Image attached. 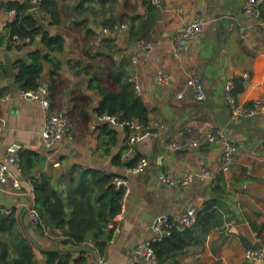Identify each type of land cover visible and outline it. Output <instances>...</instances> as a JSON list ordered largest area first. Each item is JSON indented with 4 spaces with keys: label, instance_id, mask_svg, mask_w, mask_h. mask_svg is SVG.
<instances>
[{
    "label": "crops",
    "instance_id": "obj_1",
    "mask_svg": "<svg viewBox=\"0 0 264 264\" xmlns=\"http://www.w3.org/2000/svg\"><path fill=\"white\" fill-rule=\"evenodd\" d=\"M82 1L58 0L60 23H52L51 17L30 1L35 7L29 9L38 15L44 28L66 39L65 49L56 52L62 67L51 110L68 113L72 135L57 143L55 155L59 163L48 157L46 166L42 168L40 163L35 173L43 169L51 172L53 181L60 182L61 187L65 186L72 165L125 176L129 192L122 205L119 227L105 255H97L101 264H130L137 247L154 238L151 223L157 214H182L192 208H202L214 196L210 179L199 176L207 169L224 184L226 193L221 197L230 209L225 215L232 226L215 227L204 244L190 247L178 259L181 264H214L217 260L224 264H259L247 261L245 251L257 241L264 245V153L261 152L264 113L234 116L225 93L228 81L241 78L244 89L237 96L241 104L253 105L264 95V21L246 9L247 0H163L162 7L152 0H108L101 4L105 11L97 6L95 11L85 12L77 9ZM149 4L156 7L157 14L151 31L153 44L144 47L143 39L131 36L130 23L132 17H146ZM88 5H100V2L86 0L84 6ZM197 18L205 21L203 27L188 41V48L179 51L178 35ZM106 20L118 23L114 27L104 26ZM10 21L9 11L0 9L2 35L8 34ZM120 22L127 26L113 33L106 31L120 26ZM32 46L24 44L17 52L23 53ZM14 53L0 44V61L4 66L6 55ZM109 55L121 59L130 69L136 89L149 109V122L164 121L168 125V129L146 138L133 150L128 143L130 129L108 123L114 130L108 133L107 122L99 118L97 111L102 95L91 83L96 76L106 82L104 74L110 71ZM191 68H196L201 76L207 93L204 100H197L187 85V72ZM159 69L170 74L168 82L158 81ZM14 77L7 70L0 74V90L6 88L3 94L11 93L7 102L0 103L3 137L0 162L7 148L15 143L42 155L46 152L43 129L47 113L41 101L19 94L20 87ZM50 80L51 64L46 62L41 81L49 83ZM182 90L184 95L179 97ZM218 129L225 130L238 147L228 170H219L221 148L215 142L203 141L199 146L179 149L169 146L177 140L186 143L201 131ZM140 157L148 159V167L139 173L130 172L129 162ZM10 172L7 182L0 187V205L16 208L20 217L26 207L35 203L33 184L30 176L14 164L10 165ZM190 172L198 176L190 184H182L179 180ZM16 178L21 181V187H15L13 179ZM24 221L26 225L31 223L27 232L43 247L36 249L39 264H47L42 250L56 245V238L49 231L44 236L38 235L28 212ZM255 225L262 228L261 236ZM243 236L249 246L242 240ZM89 245L95 249L92 242ZM90 254L97 264L95 255Z\"/></svg>",
    "mask_w": 264,
    "mask_h": 264
},
{
    "label": "trees",
    "instance_id": "obj_2",
    "mask_svg": "<svg viewBox=\"0 0 264 264\" xmlns=\"http://www.w3.org/2000/svg\"><path fill=\"white\" fill-rule=\"evenodd\" d=\"M31 0H0V9L6 11L16 10L14 20L8 22V34L0 33V44L9 52H17L24 48V44L32 48L23 52L24 57L16 62L17 74L15 82L20 88L35 89L41 84L42 73L46 62L51 64V99L55 98L60 82V70L62 60L56 52L65 49L66 39L63 35H52L41 24V20L35 12L29 8ZM83 0L77 7L82 12L93 10L98 6L100 11H105L101 6L108 0H99L100 5L84 6ZM39 10L48 14L52 23H60L61 7L58 0H42ZM156 7L149 4L146 17H132L130 34L134 39L151 41V31L155 27ZM260 20L264 21V3L261 7ZM116 21V22H115ZM114 22H106L104 26L114 27ZM125 22V21H124ZM122 23V22H120ZM14 35H18L23 41L16 43ZM110 65L106 82L101 76L93 78V86L102 95L97 106L99 113L122 112L125 119H137L141 124H148L150 112L143 98L136 89V83L131 78V71L125 66V62L108 56ZM120 60V61H119ZM5 66L0 61V74H5ZM234 94L238 96L243 91V79L234 81ZM7 89H1L0 95ZM108 133L114 130L105 125ZM23 171L30 176L35 195V206L42 218L35 228L38 235H45L46 230L56 239V245L42 250L47 264H94L92 255L87 249L72 250L76 247L89 248L92 242L97 253L105 255L109 242L113 239L119 227V216L122 212V199L125 195L124 188H118L113 182L116 174L102 169L86 170L80 165H72L69 168L70 176L61 187L60 182L53 181V174L46 170L37 171L42 154L28 148L20 151ZM141 158V157H140ZM139 158V159H140ZM139 159L129 162L128 166H134ZM222 172V171H220ZM220 180V179H219ZM221 180L213 187L214 196L205 206L199 208L196 222L185 227H174L172 234L159 240H153L150 245L153 248L155 264H181L178 255L186 252L192 246L205 243L208 234L215 227L222 225L226 220L228 210L224 197L226 193ZM4 212L0 209V264H39L37 260L36 245L27 236L21 223L16 208ZM237 216V214H235ZM258 236L262 234V228L254 227ZM61 231L58 234V231ZM242 240L249 246L250 243L243 236ZM214 264H224L217 260Z\"/></svg>",
    "mask_w": 264,
    "mask_h": 264
},
{
    "label": "built area",
    "instance_id": "obj_3",
    "mask_svg": "<svg viewBox=\"0 0 264 264\" xmlns=\"http://www.w3.org/2000/svg\"><path fill=\"white\" fill-rule=\"evenodd\" d=\"M42 0H33L35 4H39ZM152 2L158 7L163 6V0H152ZM264 3V0H247L246 9L254 14L256 17L260 18L261 7ZM9 14L11 15V21L16 17V10H10ZM205 21L202 18H197L193 20L177 37V49L179 51L185 50L188 48V41L193 39L194 36L199 32V30L203 27ZM126 23H121L120 26H116L115 29H106V31L116 32L119 28L126 27ZM14 41L16 43H21L23 40L18 36L14 35ZM153 44V41H142V45L144 47H150ZM157 79L161 83H166L170 79V74L164 70L159 69L157 72ZM186 82L188 87L191 88L195 98L197 100H204L207 97L206 90L202 83L201 76L196 68H191L187 72ZM235 83L234 80H230L226 86L225 97L226 100L232 110V113L236 117L240 116H253L258 113H264V95H262L259 99L255 101L253 105H243L238 101L237 96L234 94ZM19 94L22 97H30L32 99H38L41 101L46 115V121L43 129V138H44V146H45V154L47 158H51L52 161L57 164L59 163L56 159V150L57 143L64 139L65 137L72 138L70 132V117L67 112L60 110L56 112H52L51 110V89L49 83L44 82L38 88L33 89H25L20 88ZM184 92L179 91L178 96L183 97ZM11 93L7 92L3 95H0V103L7 102L10 99ZM99 118L107 123L112 125H119L122 127H128L130 129L128 135V143L129 149L133 150L136 145L146 138L158 135L163 129H168V125L164 121H157L156 123H148L141 124L137 119H125L123 118L122 112L109 113L103 112L99 114ZM1 119V117H0ZM2 123L0 122V144L3 141V137L1 134ZM195 138L187 140L186 143L182 142V140L173 141L169 144V146L173 149H179L184 146H199L201 142H215L221 148V165L220 171L228 170L231 163L234 161L235 155L238 152L237 144L229 137L223 129H218L213 132H203ZM22 145L15 143L10 145L7 148V152L0 162V187L7 182L8 177H10V165L14 164L19 170L22 169L21 165V156L20 151L22 149ZM149 161L145 157H141L139 161L130 168V172L139 173L143 171L146 167H148ZM198 176L196 173H188L186 177L180 179L179 181L184 184H190L194 176ZM202 179H210L211 186H215L218 183V178L211 171L205 169L200 175ZM15 187H21V181L19 179H13ZM170 183H174V181H170L169 179H165ZM113 182L118 188L125 189V195L122 199V205L124 204L126 194L129 192V184L128 180L125 176L115 175L113 177ZM0 209L4 212H9L10 210L1 206ZM199 208H192L182 214H172L168 212H162L157 214L151 223V227L154 230V238L153 240L163 239L172 234L174 227H185L192 225L196 222L197 212ZM28 213L32 219L35 227L42 223V218L39 214L35 203L31 204V207L28 210ZM232 226L231 220L225 221L222 225L218 226L219 228H230ZM46 234H49L48 230H46ZM149 242L141 243L136 251L135 256L132 258L130 264H155V256L153 248L151 247ZM245 258L247 261L253 263L264 264V245L261 247L250 246L245 251Z\"/></svg>",
    "mask_w": 264,
    "mask_h": 264
},
{
    "label": "water",
    "instance_id": "obj_4",
    "mask_svg": "<svg viewBox=\"0 0 264 264\" xmlns=\"http://www.w3.org/2000/svg\"><path fill=\"white\" fill-rule=\"evenodd\" d=\"M28 5H29L30 8H34V7H35V4L32 3V2H28ZM24 56H25V54L22 53V52H16V53H14V54H12V55H10V54H7V55H6V57H5V59H6L5 69L7 70V73H8L9 76H16L17 72H16V70L14 69V63H15L16 61H18L20 58L24 57ZM40 82L42 83V81H40ZM208 144H210V143H208ZM261 152L264 153V148L261 149ZM46 159H47V155H46V154L42 155V161H41V167H42V168H44V167L46 166ZM232 164H233V163H231V165H232ZM231 165H230V166H231ZM0 190L2 191V188H0ZM29 196H30V195H29ZM30 197H31V196H30ZM31 204H32V203H31ZM31 204H30L28 207H26V208L24 209L22 215L20 216V220H21V223H22V225H23V227H24V229H25V232H26L27 236L30 238V240L32 241V243H33L34 245H36L37 247H39V248H43V247H41V246L39 245V243L37 242V240L27 232V228L31 226V223H29V224L26 225V223H25V221H24V216H25V214L28 212L29 208L31 207ZM255 245L258 246V247H261V246H262V243H261L260 241H257V242L255 243ZM44 249H45V248H44ZM46 249H47V248H46ZM82 249H87V250H89L90 253H92V254L95 255L97 264H101L100 259H99L98 255H97V252H96V250H95L94 248H82V247H76V248H73L72 250H82Z\"/></svg>",
    "mask_w": 264,
    "mask_h": 264
},
{
    "label": "rangeland",
    "instance_id": "obj_5",
    "mask_svg": "<svg viewBox=\"0 0 264 264\" xmlns=\"http://www.w3.org/2000/svg\"><path fill=\"white\" fill-rule=\"evenodd\" d=\"M105 78H107V73L104 74Z\"/></svg>",
    "mask_w": 264,
    "mask_h": 264
}]
</instances>
